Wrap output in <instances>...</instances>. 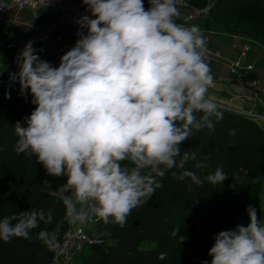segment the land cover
<instances>
[{"label": "clouds", "instance_id": "9594fccd", "mask_svg": "<svg viewBox=\"0 0 264 264\" xmlns=\"http://www.w3.org/2000/svg\"><path fill=\"white\" fill-rule=\"evenodd\" d=\"M83 4L90 15L75 21L79 38L58 66L42 60L43 49L29 41L16 57L18 71L9 74L35 105L27 126L15 125L14 151L35 157L48 175L66 177L58 189L65 219L85 225L95 218L124 227L174 168L183 169L172 173L181 181L223 184L229 176L223 169L201 180L185 169L196 152L181 154L193 130H214L212 117L222 118L209 93L214 77L203 30L177 23L182 0H148L147 9L144 0ZM254 122L264 127V115ZM246 211V226L215 235L211 264H264V223L255 207ZM52 220L51 211L42 209L5 216L0 240L30 239L41 221ZM37 239L49 249L59 247L55 231L42 229Z\"/></svg>", "mask_w": 264, "mask_h": 264}, {"label": "trees", "instance_id": "16d2710c", "mask_svg": "<svg viewBox=\"0 0 264 264\" xmlns=\"http://www.w3.org/2000/svg\"><path fill=\"white\" fill-rule=\"evenodd\" d=\"M210 14L220 17L241 14L249 17V21L256 20L259 26L256 31L224 29L249 32L257 39H264V0H214ZM6 93H10V99ZM31 100V94L22 95L19 83L10 81L9 75L0 76V218L42 209L45 213L51 211L53 220L50 224L41 221L30 239L13 238L7 243L0 240V264H52L68 227L58 191L66 177L50 176L35 157L14 151L18 140L15 125L19 122L27 126L25 118L35 108ZM218 111L222 118L212 117L214 130H193V136L181 144V154L196 152V160L186 162L185 169L193 171L201 180L214 174L217 168L223 169L228 179L223 184L211 185L204 180L197 185L190 178L181 181L172 174L179 175L183 169L169 170L162 179L158 178L162 187L148 203L132 210L124 227L102 221L95 224L90 234L104 242L85 248L88 252L80 253L75 264H191L198 259H202L199 264L204 261L211 264L208 251L216 234L235 230L238 225L246 226L249 205L260 216L264 127L243 114L220 106ZM197 162L202 166L196 167ZM185 222L205 230L210 244L208 250L184 247L181 236ZM42 229L56 232L58 248L49 249L37 239Z\"/></svg>", "mask_w": 264, "mask_h": 264}, {"label": "crops", "instance_id": "0c3cea01", "mask_svg": "<svg viewBox=\"0 0 264 264\" xmlns=\"http://www.w3.org/2000/svg\"><path fill=\"white\" fill-rule=\"evenodd\" d=\"M67 7L68 10L61 11V7ZM86 5L83 4V0H56L53 5H45L40 7L36 12L31 10H25L19 13V24L13 27L9 22L0 25V76L9 75L18 71V65L16 63L17 54L24 48L29 42L33 41V47L35 49H43L42 44L38 41L36 35L30 30L27 23L32 20H36L45 30L48 29V25L53 21H57L58 33L62 35V44L71 49L76 40L79 38L76 33L79 30V25L76 24V20L79 19V15L86 12ZM70 11V12H69ZM177 23L185 25H193L187 21L185 17L179 16ZM195 25H198L197 22ZM205 31V30H203ZM216 31V41H213L211 35V41L209 46L215 50L222 52L224 57L230 59H236L241 54V48L243 45H250V50L244 57V59L253 63L256 66L249 77V80H258L261 86L264 87V39H254L248 35L242 34V32H234L227 29L212 30ZM212 33V32H211ZM14 40L19 48L14 50H8L6 43ZM237 45V48L234 47ZM42 60L50 62L54 67L58 66L60 61L56 57H44L43 52L38 53ZM210 66L211 73L214 77V87L209 89V93L216 98V102L223 104L224 106H230L232 108L251 110L255 109L260 112H264V96L255 97L253 92L248 91L241 85L233 82L232 78L227 80H221L222 77L228 78V67L223 61H207ZM260 216L261 223H264V179L261 185L260 197Z\"/></svg>", "mask_w": 264, "mask_h": 264}, {"label": "built area", "instance_id": "2783aa9c", "mask_svg": "<svg viewBox=\"0 0 264 264\" xmlns=\"http://www.w3.org/2000/svg\"><path fill=\"white\" fill-rule=\"evenodd\" d=\"M55 1L56 0H0V7H2V9H0V25L9 22L13 27H16L19 24V13L25 10L36 12L42 6L53 5ZM144 6L146 9L149 7L148 0H144ZM178 7L180 8V16L183 15L188 22L193 24L198 22L200 18H205L206 14H208V8H195L188 0H182V4L178 5ZM60 9L61 11L68 10L65 6ZM86 14L90 15V13L86 11L79 15V17ZM27 25L43 46L42 56H53L60 61L61 56L68 51V48L62 44L63 37L57 32L59 26L58 22L53 21L50 23L47 30L36 20H32L27 23ZM203 34L206 37L208 49L205 60L215 62L223 61L228 67L229 77H222L221 80L228 81L232 78L233 82L253 92L255 97H259L260 95L264 96V87L261 86V83L258 80H249L251 73L256 69L253 63H249L244 59L250 50V45H243L240 50V56L236 59H230L224 57L221 51L215 50L209 46L211 35L208 34V32L203 31ZM5 47L8 50L19 48L14 40L6 43ZM234 47L237 48V45H234ZM218 106L248 116L253 121L254 117L264 115V112L255 109L244 110L220 104H218ZM100 222L101 221H96L95 218L92 222L85 225L79 223L70 224L68 222V227L63 235L61 245L54 253L52 264H75L76 258L87 246L103 244L104 241L102 239L95 238L88 232V225H95Z\"/></svg>", "mask_w": 264, "mask_h": 264}, {"label": "rangeland", "instance_id": "374dc122", "mask_svg": "<svg viewBox=\"0 0 264 264\" xmlns=\"http://www.w3.org/2000/svg\"><path fill=\"white\" fill-rule=\"evenodd\" d=\"M214 0H190L191 5L198 9H207L208 8V14H206L205 18H200V20L197 22V26H199L202 30L210 32V34L213 36V41L217 40L218 36H215L216 31L212 30H222L223 28H237V30L241 29H248L251 31H256V29H259V26L256 24V20L251 19L249 21V17L245 15H237L235 17L232 16H212L210 14V10L212 7ZM247 21H249L248 24H245ZM212 32V33H211ZM252 38V37H251ZM207 62V61H206ZM217 104H220L217 102ZM223 105V104H220ZM223 108V107H222ZM94 225H88V232L91 233L95 229ZM183 236L185 237L184 240V247L185 248H191L192 246L199 247L204 250L209 249V241L207 234L204 229L202 228H195L192 226L191 223L185 222L184 227L182 228ZM88 247V246H87ZM88 250H84L82 252V255L86 254ZM191 256V254H189ZM202 262V259L196 260L194 263L191 264H199Z\"/></svg>", "mask_w": 264, "mask_h": 264}, {"label": "water", "instance_id": "95a60500", "mask_svg": "<svg viewBox=\"0 0 264 264\" xmlns=\"http://www.w3.org/2000/svg\"><path fill=\"white\" fill-rule=\"evenodd\" d=\"M242 34H245V35H248L254 39H257L252 33H249V32H243ZM258 40V39H257Z\"/></svg>", "mask_w": 264, "mask_h": 264}]
</instances>
